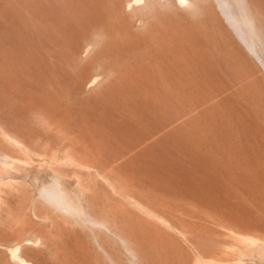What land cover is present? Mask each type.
<instances>
[{"label":"rangeland","instance_id":"obj_1","mask_svg":"<svg viewBox=\"0 0 264 264\" xmlns=\"http://www.w3.org/2000/svg\"><path fill=\"white\" fill-rule=\"evenodd\" d=\"M2 1L0 264H264V0Z\"/></svg>","mask_w":264,"mask_h":264},{"label":"bare ground","instance_id":"obj_2","mask_svg":"<svg viewBox=\"0 0 264 264\" xmlns=\"http://www.w3.org/2000/svg\"><path fill=\"white\" fill-rule=\"evenodd\" d=\"M4 1H6V0H4ZM31 1V0H30ZM29 1V2H30ZM37 1V0H36ZM38 1H40V0H38ZM80 1V0H79ZM83 1V0H82ZM88 1V0H87ZM87 1H83V2H87ZM95 1V0H94ZM103 1V0H102ZM106 1V0H105ZM105 1H104V3H105ZM3 1L1 0V2L0 3H2ZM7 2V1H6ZM5 2V4H7ZM9 2V1H8ZM25 2H27V1H25ZM35 2V1H34ZM42 2V1H41ZM83 2H81L80 4H82ZM88 2H92V0H89ZM216 2H217V6H218V8L220 9V11H221V13H222V15H223V17L225 18V20L229 23V25L233 28V30L237 33V35L240 37V39L246 44V40H245V37H244V35L242 34V32H241V30H240V28H239V26H240V20L238 19V18H240V17H235L234 16V14L233 13H231V11L228 9V7H227V4L225 3V1L224 0H216ZM12 3V2H11ZM28 3V2H27ZM79 3V2H78ZM104 3H103V7H104V9H105V6H104ZM113 3H114V8L116 9V14H118V15H116L115 16V19H117L116 17H118L119 19H122V17L120 18V5H121V0H113ZM17 4V3H16ZM31 4H33V3H31L30 2V5ZM36 4V3H35ZM91 4H93V2L91 3ZM29 5V6H30ZM37 5V4H36ZM100 5V4H99ZM4 6V5H3ZM2 6V8H4ZM5 6H7V5H5ZM15 6V5H14ZM28 6V5H27ZM98 6V5H97ZM96 6V7H97ZM32 8H33V5L31 6ZM83 7V6H82ZM10 8V7H9ZM21 8V7H20ZM35 8V7H34ZM39 8V7H38ZM94 8V7H93ZM93 8H91V9H93ZM100 8V7H99ZM113 8V7H112ZM111 8V9H112ZM113 8V9H114ZM1 9V8H0ZM6 9V8H5ZM8 9V8H7ZM6 9V10H7ZM11 9V8H10ZM10 9H8V10H10ZM30 9V8H29ZM89 9V8H88ZM103 9V10H104ZM115 9L113 10V12L115 11ZM6 10L4 11V12H6ZM40 10V9H39ZM100 10V9H99ZM1 11V10H0ZM3 11V10H2ZM13 11V10H12ZM12 11H10V12H12ZM15 11V10H14ZM30 11V10H29ZM33 11V10H32ZM34 11H35V9H34ZM91 11V10H90ZM93 11V10H92ZM36 12H40V11H36ZM42 12V11H41ZM89 12V11H88ZM111 12V11H110ZM109 12V13H110ZM7 13H9V12H7ZM15 13H17L16 11H15ZM23 13V12H22ZM21 13V14H22ZM96 14L98 13V12H95ZM95 13H92L93 15H95ZM101 13V12H100ZM99 13V15H98V17L99 16H103V14L101 15ZM105 13V12H104ZM4 15H6L5 13H3ZM85 14V13H84ZM91 14V13H90ZM90 14L88 15V16H90ZM122 14V13H121ZM1 15V14H0ZM29 15V14H28ZM108 15V14H107ZM95 16H97V15H95ZM94 16V17H95ZM106 16V15H105ZM104 16V17H105ZM123 16V15H122ZM1 18V17H0ZM3 18V17H2ZM19 18V17H18ZM21 18V17H20ZM90 18L92 19V17L90 16ZM100 18V17H99ZM8 19H10L9 17H8ZM8 19H3L4 21H6V20H8ZM16 19V18H15ZM35 19V18H34ZM38 19V18H37ZM11 20H13V19H11ZM17 20V19H16ZM22 20H23V18H22ZM42 20V19H41ZM44 20V19H43ZM89 20V19H88ZM99 20V19H98ZM107 20V19H106ZM2 21V20H1ZM9 21V20H8ZM19 21H21V20H19L18 19V22ZM25 21V20H24ZM23 21V22H24ZM93 21V20H92ZM91 21V22H92ZM101 21V19L99 20V22ZM105 21V20H104ZM241 21H242V19H241ZM18 22L16 21V25H17V27H19L18 26ZM98 22V21H97ZM110 22V21H109ZM117 22V21H116ZM118 22H120L119 20H118ZM10 24V23H9ZM8 24V25H9ZM20 24H22V23H20ZM101 24H103V20H102V22H101ZM109 24H111V23H109ZM11 25V27H12V24H10ZM23 25V24H22ZM164 25V24H163ZM243 25V24H242ZM21 26V25H20ZM40 26H42V25H40ZM106 26V25H105ZM104 26V27H105ZM113 26H114V29L117 31V25H116V23H114L113 22ZM14 28H15V26H13ZM23 27V26H22ZM166 27H167V25H166ZM13 28V29H14ZM119 28V27H118ZM18 29V28H17ZM20 29V28H19ZM24 29V28H23ZM86 29V28H85ZM107 29H110V28H107ZM15 30V29H14ZM82 30V29H81ZM80 30V33H82L83 34V32ZM84 30V29H83ZM158 30V29H157ZM85 31V30H84ZM110 31L112 32L113 30H112V27H111V29H110ZM179 31V30H178ZM186 31V30H185ZM78 33V32H77ZM113 33V32H112ZM115 33V32H114ZM117 33V32H116ZM125 34V33H124ZM168 34V33H167ZM172 34V33H171ZM178 34V33H177ZM192 34V33H191ZM198 34V33H197ZM78 35V34H77ZM110 35V34H109ZM134 35V34H133ZM115 36V35H114ZM152 36H157V34L155 33V32H153V34H152ZM182 36V35H181ZM110 37H112V36H110ZM116 37H117V35H116ZM147 37H148V35H147ZM113 38V37H112ZM124 38H126V37H124ZM130 38V37H129ZM141 38V37H140ZM158 38H159V36H158ZM181 38V37H180ZM180 38H178V36H174L173 38H171L170 37V41L167 39H165V41H164V47L165 48H168V50H171V52H172V58H171V60H169V61H167V60H165L164 58H158L157 59V62L160 64H167V65H169L170 66V68L171 69H176L177 67L179 68V66L183 63V62H185L186 60H187V58H186V55L184 54V47L182 46V42H181V39ZM182 38H183V36H182ZM187 38V37H186ZM121 39H122V37H121ZM131 39V38H130ZM190 39V38H189ZM123 40V39H122ZM129 40V39H128ZM132 40V39H131ZM130 40V41H131ZM138 41V40H137ZM155 41V40H154ZM192 41H194L193 39H192ZM140 42V41H139ZM162 42V41H161ZM186 42V41H185ZM190 42V41H189ZM196 42V41H195ZM137 43V42H136ZM135 43V44H136ZM141 43V42H140ZM108 44V43H107ZM111 44V43H110ZM109 44V45H110ZM161 44V43H160ZM190 44V43H189ZM189 44H188V46H189ZM107 46V45H106ZM108 48V47H107ZM125 48V47H124ZM137 49V48H136ZM109 50V49H108ZM163 50V49H162ZM186 50V49H185ZM5 51V50H4ZM8 51V50H7ZM120 51V50H119ZM130 51V50H129ZM7 55V54H6ZM164 55V54H163ZM1 56V55H0ZM9 56V55H8ZM161 57V56H160ZM166 57V56H165ZM2 58H3V60H1L2 62H1V64H3V65H6V64H8L6 61H8V59H9V57H8V59H7V57L5 56V57H3L2 56ZM4 58H6L7 60L4 62ZM1 59V58H0ZM11 59V58H10ZM9 59V60H10ZM169 59H170V55H169ZM144 60H145V58H144ZM8 62H10V61H8ZM155 62V61H154ZM188 62V61H187ZM6 63V64H5ZM13 63H15V62H13ZM0 64V65H1ZM10 64H12V63H9L8 65H9V67L11 66ZM187 64V63H186ZM15 65V64H14ZM142 67L140 68V69H126L125 71H124V73L122 74V78H124L126 81L128 80V84L130 85V86H135V85H137V84H139L141 81H142V78H143V74H145L144 75V77H146L147 76V74L148 73H150V71H151V65H149V62H145V61H142ZM166 65V66H167ZM183 65V64H182ZM14 67V66H13ZM12 67V68H13ZM158 67H159V65H158ZM1 68V67H0ZM4 68V67H3ZM2 68V69H3ZM8 68V67H7ZM10 69V70H8V72H11V70L13 71V69ZM16 68V67H15ZM14 68V69H15ZM162 68V67H161ZM9 69V68H8ZM180 69V68H179ZM122 70V69H121ZM4 71H5V69H4ZM3 71V72H4ZM141 71H142V74H141ZM119 72V71H118ZM122 72V71H121ZM144 72V73H143ZM160 72V71H159ZM2 73V72H1ZM7 73V72H6ZM16 73V72H15ZM22 73V72H21ZM172 74V73H171ZM16 75L18 76V73H16ZM184 75V74H183ZM13 76H15V74L13 75ZM20 76V75H19ZM5 77V76H4ZM176 77V76H175ZM189 77V76H188ZM16 78V77H15ZM191 78V77H190ZM4 79V78H3ZM154 79H156L155 77H154ZM15 80V79H14ZM119 80V79H118ZM21 82V81H20ZM184 82V81H183ZM27 84V83H26ZM205 84V83H204ZM28 85H30V84H28ZM141 85V84H140ZM126 86V85H125ZM146 86V85H145ZM198 87V86H197ZM15 88V87H14ZM182 88V87H181ZM116 89V88H115ZM143 89V88H142ZM188 89V88H187ZM192 89V88H191ZM214 89V88H213ZM148 90V89H147ZM156 90V89H155ZM182 90V89H181ZM204 90V89H203ZM218 90V89H217ZM118 91H119V89H118ZM121 91H123V90H121ZM198 91H199V89H198ZM112 92H114V90H112ZM137 92V91H136ZM142 92V91H141ZM206 92V91H205ZM210 92V91H209ZM13 93V92H12ZM18 93H19V91H18ZM132 93V92H131ZM143 93V92H142ZM141 93V94H142ZM203 93V92H202ZM201 93V94H202ZM30 94V93H29ZM112 94V93H111ZM136 94V93H135ZM140 94V95H141ZM206 95V94H205ZM209 95H210V93H209ZM25 96V95H24ZM136 96V95H135ZM147 96H148V94H147ZM8 97V96H7ZM115 97V96H114ZM10 98H12V97H10ZM124 97H122V99H123ZM140 98V97H139ZM183 98V97H182ZM187 98V97H186ZM192 99H193V97H191ZM202 98H204V97H202ZM15 99V98H14ZM23 99V98H22ZM36 99V98H35ZM127 99V98H126ZM137 99V98H136ZM136 99H135V101H136ZM143 99V98H142ZM180 99V98H179ZM16 100V99H15ZM119 100V99H118ZM204 100V99H203ZM211 100V99H210ZM22 101V100H21ZM23 101H24V103L26 104V105H28V107H29V105H31L32 104V102L31 101H29L28 99L26 100V99H23ZM34 101V100H33ZM123 101V100H122ZM125 101V100H124ZM131 101H133V98H132V100ZM149 101V100H148ZM148 101H146V102H148ZM11 102V101H10ZM38 102V101H37ZM118 102V101H117ZM130 102V101H129ZM139 102V101H138ZM179 102H181V101H179ZM188 102V101H187ZM196 102H197V99H196ZM199 102H201V101H199ZM198 102V103H199ZM8 103V102H7ZM23 103V104H24ZM55 103V102H54ZM211 103V102H210ZM21 104V103H20ZM24 104V105H25ZM117 104V103H116ZM122 104V103H121ZM124 104H125V102H124ZM126 104H128V103H126ZM137 104V103H136ZM139 104V103H138ZM140 104H142L141 102H140ZM209 104V103H208ZM118 105V104H117ZM120 105V104H119ZM118 105V106H119ZM133 105V104H132ZM207 105V104H206ZM13 106V105H12ZM33 106V105H32ZM60 106V105H59ZM128 106V105H127ZM150 106V105H149ZM193 106V105H192ZM198 106H201V105H198ZM22 107V106H21ZM134 107V106H133ZM137 107V106H136ZM135 107V108H136ZM204 107V106H203ZM59 108V107H58ZM131 108V107H130ZM200 108V107H199ZM237 108V107H236ZM118 109L120 110L121 108L120 107H118ZM186 109V108H185ZM211 109H213L212 107H211ZM57 110V109H56ZM65 110V109H64ZM137 110V109H136ZM139 110V109H138ZM197 110V109H196ZM207 110V109H206ZM34 111H35V109H34ZM40 111V110H39ZM51 111V110H50ZM123 111H124V109H123ZM123 111H121V112H123ZM135 111V110H134ZM134 111H133V114H134ZM182 111V110H181ZM210 111V110H209ZM128 112H130V111H128ZM191 112V111H190ZM211 112H212V110H211ZM124 113V112H123ZM174 113V112H173ZM179 113V112H178ZM195 113V112H194ZM213 113H214V111H213ZM66 114V113H65ZM127 114V113H126ZM133 114H131V115H133ZM202 114V113H201ZM206 114V113H205ZM178 115V114H177ZM170 116V115H169ZM175 116V115H174ZM179 116H181V115H179ZM207 116L208 117H211V116H213L212 114H211V116H210V113H209V115L207 114ZM133 117V116H132ZM207 117V118H208ZM63 118V117H62ZM206 118V119H207ZM214 118V117H213ZM210 119L208 118V121H209ZM68 121V120H67ZM213 121H214V119H213ZM65 122V121H64ZM211 122H212V119H211ZM224 125V124H223ZM92 128V127H91ZM89 131H90V128L88 129ZM95 130V129H94ZM226 130V129H225ZM224 130V131H225ZM82 131V130H81ZM89 131H87V135H88V133H89ZM80 132V131H79ZM85 132V131H84ZM97 132V131H96ZM113 132V131H112ZM86 133V132H85ZM84 133V134H85ZM108 133V132H107ZM114 133V132H113ZM80 134H82V132L80 133ZM90 134V133H89ZM91 134H92V132H91ZM90 134V135H91ZM117 134V133H116ZM221 134H223V133H221ZM78 135H79V133H78ZM77 135V136H78ZM96 135V134H95ZM94 135V136H95ZM115 135V134H114ZM225 135H227V134H225ZM76 136V135H75ZM76 136V138L78 139H76L77 141H81V140H79V138H80V136H79V138ZM82 136H83V134H82ZM86 136V135H85ZM83 137V138H85V139H87L86 137H88V136H86V137ZM101 136V135H100ZM99 135H98V138L100 137ZM233 136V135H232ZM73 137H74V135H73ZM224 137V136H223ZM222 137V138H223ZM93 138V137H92ZM91 138V140H95L96 138H93L92 139ZM97 138V139H98ZM101 138V137H100ZM100 138H99V140L98 141H101L100 140ZM228 138H230V135H229V137ZM84 139V140H85ZM103 139V138H102ZM106 139V138H105ZM75 140V139H74ZM83 141V140H82ZM82 141H81V145L83 144L82 143ZM89 141V140H88ZM104 141V140H103ZM109 141V140H108ZM76 143V142H75ZM77 143H79V142H77ZM86 143V142H85ZM100 143V142H99ZM105 143H107V142H105ZM104 143V144H105ZM110 143V142H109ZM103 144V143H102ZM82 146H84V144L82 145ZM115 145H113V147H114ZM100 147V146H99ZM125 147V146H124ZM103 148V149H102ZM102 150H104V148H105V146H102ZM108 149V148H107ZM113 150H114V148H112ZM111 149V150H112ZM119 149V148H118ZM118 149H116V150H118ZM125 149V148H124ZM109 150V149H108ZM120 150H122V149H120ZM119 150V151H120ZM127 150V149H126ZM118 151V152H119ZM135 151V150H134ZM109 153L111 152V151H108ZM124 152V151H123ZM103 153H104V151H103ZM115 153V152H114ZM125 153V152H124ZM106 154V153H105ZM118 154V153H117ZM117 154H116V156H117ZM123 154V153H122ZM110 155V154H109ZM131 155H134V154H131ZM122 156V155H121ZM123 156H124V154H123ZM129 156V155H128ZM113 157H115V156H113ZM112 158V157H111ZM120 158V157H119ZM126 158V157H125ZM131 158V157H130ZM110 161H111V159H110ZM109 161V162H110ZM108 162V161H107ZM115 162V161H114ZM119 162V161H118ZM131 163V162H130ZM134 163V162H133ZM105 164V163H104ZM112 164H113V162H111V165L109 164L108 166H112ZM115 164V163H114ZM113 164V165H114ZM118 164V163H117ZM112 167H114V166H112ZM117 167H118V165H117ZM122 167V166H121ZM125 170H124V172H126V169H128V171H129V169L130 168H132V166L129 164V165H126L125 164ZM136 167V166H135ZM120 168V167H119ZM122 169V168H121ZM120 169V170H121ZM137 169V168H136ZM117 170H119V169H117ZM137 171V170H136ZM135 171V172H136ZM123 172V171H122ZM131 171H129V173H130ZM128 173V172H127ZM131 174V173H130ZM133 174H134V176H135V173H134V171H133ZM128 175V174H127ZM126 175V176H127ZM132 175V174H131ZM123 177V176H122ZM128 177V176H127ZM129 178H131V177H129ZM133 178V177H132ZM132 178H131V180H132ZM220 178H222V177H220ZM125 179V178H124ZM243 179V178H242ZM254 179V178H253ZM255 179H256V177H255ZM254 179V180H255ZM127 180V179H126ZM246 180V179H245ZM245 180H244V182H245ZM250 180H252V179H250ZM249 180V181H250ZM253 180V181H254ZM257 180V179H256ZM242 181V180H241ZM247 182V181H246ZM255 182V181H254ZM134 183V182H133ZM221 183V182H220ZM241 184H243V183H241L240 182V185ZM259 185V184H258ZM254 186V185H253ZM241 187H244V186H241ZM252 187V186H251ZM245 188V187H244ZM263 188V187H262ZM245 190V189H244ZM258 190H260V189H257V191ZM248 191V190H247ZM250 191V190H249ZM255 192H256V190H255ZM238 194V193H237ZM238 200H239V198H238ZM242 201V200H241ZM162 213V212H161ZM162 215H164L163 213H162ZM166 215V214H165ZM172 219H174V218H172ZM173 221V220H172ZM239 221V220H238ZM163 222V221H162ZM176 222V221H175ZM175 222H173V223H175ZM24 225V224H23ZM22 225V226H23ZM141 226V225H140ZM150 226V225H149ZM251 227V226H250ZM32 228V227H31ZM153 229H155V228H153ZM198 229V228H197ZM146 230V229H145ZM23 231V230H22ZM255 231V230H254ZM20 232H21V230H20ZM24 232H25V230H24ZM43 233V232H42ZM152 233V232H151ZM154 233V232H153ZM27 234L29 235V233L27 232ZM19 235V234H18ZM26 235V234H25ZM25 235H23V236H25ZM27 235V236H28ZM35 235H37V234H35ZM154 235H156V234H154ZM9 236V235H8ZM5 237V236H4ZM29 237V236H28ZM37 237H38V235H37ZM153 237V236H152ZM161 237V236H160ZM7 238V237H6ZM25 238H26V236H25ZM25 238L23 239L24 241H25ZM38 238H40V237H38ZM162 238H163V236H162ZM37 239V238H36ZM153 239V238H152ZM137 240V239H136ZM154 241H155V239H154ZM157 241V240H156ZM155 241V242H156ZM158 242H159V240H158ZM25 243H28V242H25ZM0 244H2V242L0 241ZM18 244H20V243H18ZM33 244V243H32ZM3 245V244H2ZM5 245V244H4ZM7 245V244H6ZM24 245V244H23ZM25 245H27V244H25ZM140 245V244H139ZM143 246V245H142ZM14 247V246H13ZM20 247V246H19ZM68 247V246H67ZM80 247V246H79ZM8 249V248H7ZM22 249V248H21ZM9 251H11V253L13 254V255H15L16 256V253H15V251H18V248L16 247V248H14V249H10ZM10 252H9V254H11ZM161 253V252H160ZM159 253V254H160ZM14 257V256H13ZM17 257V256H16ZM18 258H19V256H18ZM157 260V259H156ZM19 261V260H18ZM224 262V261H223Z\"/></svg>","mask_w":264,"mask_h":264}]
</instances>
